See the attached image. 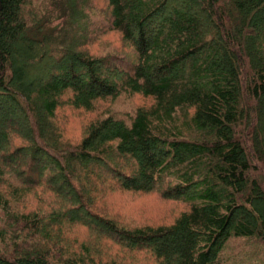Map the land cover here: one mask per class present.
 Returning <instances> with one entry per match:
<instances>
[{
  "label": "trees",
  "instance_id": "16d2710c",
  "mask_svg": "<svg viewBox=\"0 0 264 264\" xmlns=\"http://www.w3.org/2000/svg\"><path fill=\"white\" fill-rule=\"evenodd\" d=\"M89 1L0 0V264H264V0H106L102 56ZM121 93L151 101L61 141L58 107ZM150 192L186 209L120 212Z\"/></svg>",
  "mask_w": 264,
  "mask_h": 264
},
{
  "label": "rangeland",
  "instance_id": "374dc122",
  "mask_svg": "<svg viewBox=\"0 0 264 264\" xmlns=\"http://www.w3.org/2000/svg\"><path fill=\"white\" fill-rule=\"evenodd\" d=\"M36 1L37 0H35V2ZM105 1L106 0L89 1L94 3L95 6L87 8L86 18L88 21L86 30L88 33L90 30H98V37L93 39L90 43H87L84 48L90 53L99 56L109 55L112 53H128L130 52V49H128L127 45L121 41L120 34L116 31L105 29L106 22L102 20L106 14ZM45 3L48 4L47 10H51V0H45ZM191 12L196 15L198 8L193 5ZM69 23L74 25V32H79L80 30L85 29L81 27L79 24L80 20H77L76 17L69 19ZM52 24H57L58 27H62V24L57 21ZM64 29H69V31L72 30L69 25H67ZM82 33L85 35V32ZM32 62L33 61H21V65L25 71H29L30 74L33 75L35 73H31L30 71V65ZM34 77L39 83L43 82L46 78V76L41 73L40 75H34ZM150 101V98L143 97L139 94L121 93L113 100L106 99L97 101L93 111L78 110L64 104L57 108L54 120L58 130L60 131L61 141L65 144H75L80 141L84 126L95 117L113 113L115 117L124 119V114L133 112L136 107L146 105ZM116 197L119 201V208L123 209L120 210V212L131 221L144 220L146 222L153 223L157 220L169 221L178 215L182 210L186 209V207H183L182 205L160 198L156 192L146 194H126L124 196L120 194ZM249 256L251 260L250 264H262L258 258H254L255 255L249 254Z\"/></svg>",
  "mask_w": 264,
  "mask_h": 264
}]
</instances>
